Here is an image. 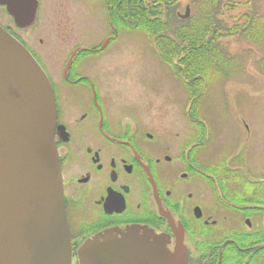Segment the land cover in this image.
<instances>
[{"label":"flooded vegetation","instance_id":"obj_1","mask_svg":"<svg viewBox=\"0 0 264 264\" xmlns=\"http://www.w3.org/2000/svg\"><path fill=\"white\" fill-rule=\"evenodd\" d=\"M7 2L0 0V9L10 20L0 25L27 48L53 89L55 144L73 264L78 249L89 240L130 227L168 236L171 251L182 241L189 264H264L263 186L227 176V163L205 166L210 162L206 143H187L180 133L162 137L133 113L114 115L99 77L79 71L85 59L99 57L105 44L101 51L79 42L70 47L75 39L71 36L69 58L51 76L39 54L43 40L36 44L26 38L29 28L34 25L36 32L41 23L40 1L32 19L27 6ZM93 2L99 5V0ZM70 32L60 29V36L67 38ZM236 185L239 189L233 188Z\"/></svg>","mask_w":264,"mask_h":264},{"label":"rangeland","instance_id":"obj_2","mask_svg":"<svg viewBox=\"0 0 264 264\" xmlns=\"http://www.w3.org/2000/svg\"><path fill=\"white\" fill-rule=\"evenodd\" d=\"M39 1L41 23L36 32L31 26L26 38L36 44L43 40L39 54L50 74L69 58L71 36L75 39L70 47L79 42L101 51L117 33L99 57L85 59L79 69L93 79L99 77L111 112L118 117L133 113L162 137L180 133L187 143H206L210 162L205 166L227 163L226 175L259 182L257 187L264 189V0H144L145 22H152L157 31L151 38L137 30L136 23L124 21L127 25L121 27L123 14L110 0H99L98 6L93 0ZM187 7L192 21L181 22L177 15H185ZM110 19L116 21L114 28ZM9 20L0 9V21ZM205 24L217 30L213 40L210 33L205 37L214 62L207 67L204 96L194 102L191 97L200 82L196 83L192 46L184 35ZM60 29L72 32L62 38ZM170 48L173 55H165Z\"/></svg>","mask_w":264,"mask_h":264},{"label":"water","instance_id":"obj_3","mask_svg":"<svg viewBox=\"0 0 264 264\" xmlns=\"http://www.w3.org/2000/svg\"><path fill=\"white\" fill-rule=\"evenodd\" d=\"M6 1L31 7L30 19L36 12L37 0ZM178 16L187 20L190 8ZM56 123L47 74L0 25V264L73 263ZM169 243L149 229L110 230L81 246L76 258L78 264H189L182 241L174 251Z\"/></svg>","mask_w":264,"mask_h":264},{"label":"trees","instance_id":"obj_4","mask_svg":"<svg viewBox=\"0 0 264 264\" xmlns=\"http://www.w3.org/2000/svg\"><path fill=\"white\" fill-rule=\"evenodd\" d=\"M106 1L109 2V0H106ZM110 1H111V4H113L114 9H116V8L120 9L122 14H123V23H121V27L125 28V25H127L126 23H130V24L136 23L137 30L146 32V34H148V36L150 38L154 37V35H156L157 31L154 28V24L152 22L151 23L145 22V15L147 14V12L142 7V5L144 4V0H110ZM107 6H109L107 8V11L109 12L108 15H110V10H111L110 5H108V3H107ZM150 7L152 8L153 5L150 4ZM177 17L181 22L192 21V17H190L187 20H181L178 15H177ZM109 22H110V25L113 26V28H114L116 25V21H113V20L111 21V19H110ZM205 26H206V24H205ZM205 26L201 30H198V31H195V28L194 29L191 28V30L189 28V32L186 35H184L185 41L190 42V44L192 46L193 59H192V66L191 67H192V70L194 69L193 72H194V74H195L194 76L196 77V80H197L196 83H198V81L200 82V85H197L195 83L198 90H197V94H195V93L192 94L191 99L194 100V102H195V100L200 101V99L204 96L205 81L208 78L207 73L209 71V69L207 67L211 66L212 62H214V59H213L214 53L212 52V50L209 51L210 50L209 48L211 46L209 44H207L205 37H206V34L210 33V35H211L210 39L212 38V40H213V36H214L213 31H217V30H212V29H210V27H208V26L205 27ZM171 46L174 47V45H171ZM175 46L177 48V45H175ZM171 51H172L171 55H173V50H171V48L169 49V51H167V49H166L165 55ZM166 62H171V61H166ZM193 107H194V105H193ZM192 112H193V108H192ZM197 125H199V124H197ZM201 126L203 127V132H205L204 126L203 125H201ZM201 136L202 137H200V141H201V139L203 140V135H201Z\"/></svg>","mask_w":264,"mask_h":264}]
</instances>
